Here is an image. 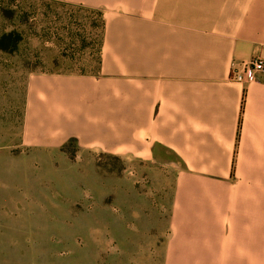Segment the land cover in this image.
I'll return each instance as SVG.
<instances>
[{
  "label": "crops",
  "instance_id": "crops-1",
  "mask_svg": "<svg viewBox=\"0 0 264 264\" xmlns=\"http://www.w3.org/2000/svg\"><path fill=\"white\" fill-rule=\"evenodd\" d=\"M100 12L96 74L28 77L22 138L172 154L162 264H264V0H48Z\"/></svg>",
  "mask_w": 264,
  "mask_h": 264
},
{
  "label": "rangeland",
  "instance_id": "rangeland-1",
  "mask_svg": "<svg viewBox=\"0 0 264 264\" xmlns=\"http://www.w3.org/2000/svg\"><path fill=\"white\" fill-rule=\"evenodd\" d=\"M100 12L0 0V264H162L172 154L136 159L24 143L28 77L97 73Z\"/></svg>",
  "mask_w": 264,
  "mask_h": 264
},
{
  "label": "built area",
  "instance_id": "built-area-1",
  "mask_svg": "<svg viewBox=\"0 0 264 264\" xmlns=\"http://www.w3.org/2000/svg\"><path fill=\"white\" fill-rule=\"evenodd\" d=\"M263 71L264 61L260 58L246 62H232L228 78L236 83L250 84L255 82Z\"/></svg>",
  "mask_w": 264,
  "mask_h": 264
}]
</instances>
